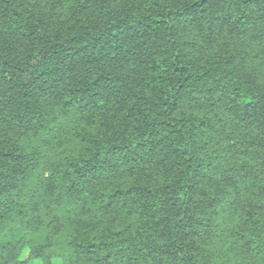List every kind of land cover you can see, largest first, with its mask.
I'll return each mask as SVG.
<instances>
[{
	"label": "trees",
	"instance_id": "obj_1",
	"mask_svg": "<svg viewBox=\"0 0 264 264\" xmlns=\"http://www.w3.org/2000/svg\"><path fill=\"white\" fill-rule=\"evenodd\" d=\"M264 264V0H0V264Z\"/></svg>",
	"mask_w": 264,
	"mask_h": 264
},
{
	"label": "rangeland",
	"instance_id": "obj_2",
	"mask_svg": "<svg viewBox=\"0 0 264 264\" xmlns=\"http://www.w3.org/2000/svg\"><path fill=\"white\" fill-rule=\"evenodd\" d=\"M30 264H38L37 262H30ZM55 264H59L57 261L55 262Z\"/></svg>",
	"mask_w": 264,
	"mask_h": 264
}]
</instances>
